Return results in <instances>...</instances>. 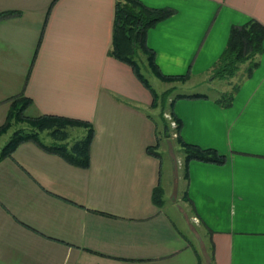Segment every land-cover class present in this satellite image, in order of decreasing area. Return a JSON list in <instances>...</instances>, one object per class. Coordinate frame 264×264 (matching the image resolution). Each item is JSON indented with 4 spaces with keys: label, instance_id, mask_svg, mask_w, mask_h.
<instances>
[{
    "label": "crops",
    "instance_id": "crops-1",
    "mask_svg": "<svg viewBox=\"0 0 264 264\" xmlns=\"http://www.w3.org/2000/svg\"><path fill=\"white\" fill-rule=\"evenodd\" d=\"M141 1L175 8L146 33L161 72L188 75L170 87L212 75L213 89L231 25H264V0ZM115 2L0 0L17 11L0 17V125L22 94L28 116L94 127L85 168L32 140L0 158V264H264V40L249 75L241 64L215 93L173 89L179 136L225 160L185 164L183 153L163 182L160 155L145 149L158 142L151 91L109 54ZM193 92L202 95H181ZM168 194L188 230L166 210Z\"/></svg>",
    "mask_w": 264,
    "mask_h": 264
},
{
    "label": "trees",
    "instance_id": "trees-1",
    "mask_svg": "<svg viewBox=\"0 0 264 264\" xmlns=\"http://www.w3.org/2000/svg\"><path fill=\"white\" fill-rule=\"evenodd\" d=\"M17 11H0V17ZM175 8L170 6H149L141 0H116L115 13L113 20L112 41L109 54L115 58L128 63L137 78L151 91L152 107L161 104L162 107L168 106L170 118L175 122L174 131L176 138L182 145L185 164L190 159H198L222 163L225 160L224 154L213 147H201L198 144L184 141L179 136L181 119L175 114L173 101L167 102L169 94L174 87L167 88L161 95L152 88L149 80L141 71L136 59V54H144L147 65L152 73L159 79L170 82L174 80H185L188 75H171L161 72L154 59V51L146 43L147 30L158 23L160 20L172 15ZM264 25L254 18H250L241 24H232L226 44L214 63V75L217 77H231L245 64V73L249 75L257 65V55L263 50ZM237 85L234 86L236 89ZM183 96H199L198 92L181 94ZM204 95V94H203ZM177 96V95H176ZM231 94L221 96V101H230ZM31 99L19 94L11 98L6 119L0 125V134L6 132L13 124L23 123L16 127L11 137L2 147L0 158L10 154L15 147L22 141L32 140L43 150L56 153L63 157L67 162L79 166L88 167L90 162V145L94 135V127L91 122L57 114H40L28 116L25 114L27 105ZM164 108V109H165ZM162 113L163 126L165 129L170 127V120H167ZM158 125V122L155 121ZM71 126L84 128V133L80 137L70 139L68 128ZM157 133L159 130L157 128ZM146 146L148 153L159 154L155 147ZM163 190L157 185L152 190V201L156 205L163 202Z\"/></svg>",
    "mask_w": 264,
    "mask_h": 264
},
{
    "label": "rangeland",
    "instance_id": "rangeland-1",
    "mask_svg": "<svg viewBox=\"0 0 264 264\" xmlns=\"http://www.w3.org/2000/svg\"><path fill=\"white\" fill-rule=\"evenodd\" d=\"M136 59L140 65L141 71L143 74L147 77L149 80L152 88L158 93V95H161V93L166 90L167 88H170L171 82H166L161 79H159L157 76H155L152 71L150 70L149 66L147 65L146 59L144 54L141 52H138L136 54ZM204 76L202 77H194L191 78L190 80L186 82H175V87L177 88L178 91H208V92H213L215 93L214 88L220 89L219 84L222 82H226L228 79L227 77H215V80L213 84H211L214 88L210 89L209 83H211L209 80L212 77L210 75L209 78L203 79ZM223 80V81H222ZM212 81V82H213ZM210 85V86H211ZM174 87V89H176ZM210 89V90H209ZM175 94H169V97L167 98V102L169 101V98ZM162 107L161 104L156 106V107H151L149 110L150 113H152L153 118L155 121L158 122L157 128L159 130L158 133V144L155 147V150L159 153L160 155V160H161V168H162V179L163 182L165 179L168 180V182L171 181L172 178V173L181 169L182 163L181 160L183 159V149L182 145L179 143L178 139L174 137V134L172 131L174 130V127L170 125L168 129H165L163 126V120H162V113L164 114L169 120V114L167 113L168 106ZM19 125H23V123H15L13 124L5 133H3L0 137V151L2 147L6 144V142L9 140L11 137V134L13 133L14 129L18 127ZM84 129V128H83ZM82 127H76V126H71L68 128L69 130V138L72 140L74 138L80 137L81 132L83 131ZM167 203L165 205L166 210L169 211L170 214L173 215L174 219L176 220V223L178 226H180L184 231L188 230L185 226L184 223V214L182 210H180L179 206L172 200V197L168 194L167 195Z\"/></svg>",
    "mask_w": 264,
    "mask_h": 264
},
{
    "label": "built area",
    "instance_id": "built-area-1",
    "mask_svg": "<svg viewBox=\"0 0 264 264\" xmlns=\"http://www.w3.org/2000/svg\"><path fill=\"white\" fill-rule=\"evenodd\" d=\"M172 124H174V122H172Z\"/></svg>",
    "mask_w": 264,
    "mask_h": 264
}]
</instances>
